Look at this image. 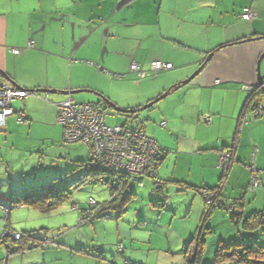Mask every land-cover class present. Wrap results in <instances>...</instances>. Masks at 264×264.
<instances>
[{"label": "crops", "instance_id": "crops-1", "mask_svg": "<svg viewBox=\"0 0 264 264\" xmlns=\"http://www.w3.org/2000/svg\"><path fill=\"white\" fill-rule=\"evenodd\" d=\"M244 7L256 10L258 18L251 23L241 20ZM29 42H33V48L27 47ZM13 50L19 53L14 54ZM263 53L264 0H0V84L8 82L16 89L29 92L54 91L13 102L14 111H23L26 121L18 124L15 116L9 117L0 129V146L19 150L29 140L40 139L50 143V151L60 145L56 104L68 96L75 100L74 96L82 94L63 95L62 92L87 90L83 93L98 94V103L106 106L102 100L111 102L112 99L104 96L101 80L123 82L129 89L128 95L146 81L145 103L167 92L164 100L161 99L163 102L149 108L153 113L149 117L153 115L156 124L165 130L136 124L160 149H165L159 165L169 150H176L171 153L172 159L165 161L166 172L173 166L168 172L170 175L164 174L163 167L158 169L157 185L153 182L157 190L170 186L185 197L191 194L201 212V225L205 224L209 234L212 231L206 222L210 221L213 210L226 209L230 215L231 211L236 212V219H230L235 231L221 240L256 241L264 246V228L243 227L246 217L264 209V110L259 117L250 118L251 93L243 90L245 86L257 87V62ZM153 61L170 63L173 68L153 74L149 69ZM132 63L140 65V76L130 71ZM202 65L196 78L188 85L178 86ZM259 73L264 80V58L259 64ZM140 106L130 101L125 111L137 110ZM205 115L211 116L209 123L202 120ZM169 135L179 137L176 143L168 139ZM224 149L231 150L234 162L228 173L223 172L219 178L218 155ZM44 157L52 159L55 169L66 171L63 175L59 173L63 177L86 160L85 156ZM197 157L201 159V169H211L209 181L203 175L196 180L191 177V161ZM10 158L0 156V179L10 173ZM250 163L260 180L254 193L249 189ZM44 173L29 188L23 178L20 182L24 189L19 193L36 188L33 186L48 178L47 185L53 184V175ZM19 174L23 177L24 173L21 170L14 176ZM217 179L219 185L214 186ZM206 188H217L215 197H219L224 208H213L204 221V214L210 209L205 206V196L214 193L207 192ZM15 194L13 191L7 198L0 194V204L10 209L4 220L0 219V237L8 228L19 233L33 232V236L41 239L33 227L27 226L32 220H39L42 212L29 206L10 207V197ZM210 198L213 202V195ZM230 198L234 199L229 205ZM234 202L240 205L232 209ZM202 230H197L193 238L199 239ZM44 238H48L46 233ZM50 240L49 244H55ZM1 250L0 264H47L43 253L50 252L34 248L11 254L4 248Z\"/></svg>", "mask_w": 264, "mask_h": 264}, {"label": "rangeland", "instance_id": "rangeland-1", "mask_svg": "<svg viewBox=\"0 0 264 264\" xmlns=\"http://www.w3.org/2000/svg\"><path fill=\"white\" fill-rule=\"evenodd\" d=\"M126 80L129 81L130 79L126 78ZM136 81H134L135 84ZM119 82L110 83L101 80L104 96H109L112 99L111 102L106 100L107 102H110L121 110H125L127 103L130 101L139 103L141 105L140 108L147 104L144 102L147 96L143 93L146 81H142V85L131 95H128L129 89L127 86L123 82ZM74 97H76L73 100L75 103L87 104L99 102L98 94L94 93H82ZM163 100L158 103L163 102ZM149 110L135 113L132 115L133 118L130 119L127 117V114L117 113L113 108L109 107L107 109L108 114L105 118V124L114 127L124 124L127 120H133L146 127L151 125L158 126L153 115L149 117L153 114ZM248 115L250 118L253 116L250 111ZM158 129L165 130L161 127ZM60 130V145L57 144L50 151H48L51 146L50 143L46 144L45 141H41L40 139L29 140L27 144H22L19 150L18 148L11 149L10 146H6L4 149L0 146V156H4L5 158L11 156L10 159L12 160L9 175H4L0 179V194L4 198L9 197L13 191L19 193L24 189L23 184L20 182L23 178L26 182V187L29 188V184H33L36 177L40 179L39 177L43 176L46 171L51 176L53 175L52 180L55 179L52 185L55 187L60 186V181L57 179L61 178L66 171L63 172L60 169H55L51 165L52 159L44 156H85L87 160L89 154L88 147L80 144H66L63 140L61 127ZM178 138L176 136L171 137L170 135L168 137L172 143H176ZM162 150L165 149L162 148ZM169 152L163 164L158 166V169L159 167H163L165 175H170L168 172L173 169L172 166L166 172L164 170L166 168L165 161L172 159L173 154L171 153H176V150L171 149ZM24 159L26 161L22 162ZM55 161L56 163L61 162V160ZM55 161L53 160V162ZM200 161V157L191 161L192 170L190 175L194 180L201 179L203 175L209 181L211 169H201ZM250 165L252 164L250 163L248 166ZM75 169L70 172V175L68 174L69 176L65 175L68 183H75L81 175H84L82 168ZM217 169L219 170L220 178L223 170L219 167ZM21 170L24 173L23 177L22 174L15 177L14 174L16 172L20 173ZM60 172H63L62 175L59 174ZM218 179L214 186L219 185ZM49 180L50 178L42 184H36L33 187H44L49 183ZM153 182L155 181L144 178L143 187L141 188L136 184H130L129 188L135 197L125 204L122 208L123 212H119L118 209H107L103 212V218H96L90 222H87V213H85L86 217L80 221L83 216V210L89 209L90 200H93L95 205L96 203L102 205L107 203L111 198L108 187L101 183L94 184L89 182L80 185L72 190V195L59 208L49 214H39L40 219L32 220L31 224L27 227H33L37 231L36 235L41 237V243L44 246L43 248H38V250L40 252L46 249L50 250L48 254L43 253L46 257L45 259H47V264H123L124 261H132L139 264H184L185 257L183 254L185 248L194 237L196 231L202 227L201 212H199L197 203L192 200L191 194L185 197V194L177 192L175 187L172 188L170 186H165L164 190L160 191V189L157 190V186ZM17 183H20L21 186L17 185ZM167 196L168 198H166ZM233 199H228L229 205ZM95 205L90 206L95 207ZM6 206L8 205L6 204ZM73 206L78 207L77 209L80 210H71ZM1 215L0 219L4 220V209H2ZM230 219L231 215L228 210H213V213L210 215V221L206 222V227L211 228L212 233L209 234L206 229H203L200 233L199 239L202 245L203 243L205 245H203L205 251L201 254L200 264L212 263L215 250L220 241L228 242L230 240V238L221 240L222 237H228L233 230L235 231V224L231 223ZM6 229L8 228L4 230ZM40 229H44L45 231ZM45 233L48 236L46 239L44 238ZM11 238L14 241L21 239L20 236L18 239H15L14 235H11ZM50 239H53L55 244H49ZM118 247H121L122 253L118 252ZM1 249L0 252L3 253ZM82 250L85 253H81L80 251Z\"/></svg>", "mask_w": 264, "mask_h": 264}, {"label": "built area", "instance_id": "built-area-1", "mask_svg": "<svg viewBox=\"0 0 264 264\" xmlns=\"http://www.w3.org/2000/svg\"><path fill=\"white\" fill-rule=\"evenodd\" d=\"M252 1V0H251ZM259 13L250 7L242 9L241 20L251 23L257 19ZM28 48H33V42L27 44ZM18 54L19 50H13ZM172 64L160 61L150 63L149 69L153 74L170 71ZM130 71L141 75L140 65L132 63ZM257 88V87H256ZM243 90L249 93L255 91V87L245 86ZM28 96H38L36 92L19 90L8 82L0 84V129H3L9 117L15 116L18 124L26 121V114L23 111L15 112L13 102L17 99H24ZM264 105L255 107L252 111L253 116L262 114ZM107 109L99 103L80 104L75 103L71 97H66L63 101L56 104V123L62 128L63 140L66 144H83L89 148V155L81 168L91 173H99L97 182L112 187L111 199L119 195V191L124 186L136 184L139 188L143 187V179L157 180L158 166L164 158L166 151L159 148L157 143L147 137L139 125L133 120H127L118 126H108L105 124ZM247 119V117H243ZM202 120L206 123L211 121V116L205 115ZM161 123V126H164ZM257 152V149H255ZM234 161L231 150L224 149L218 155V167L224 174H227ZM251 171L249 189L255 192L260 186L259 177L255 174L253 165L248 167ZM93 179H88V183ZM211 194L205 196L206 205H210ZM94 206L90 200L89 206ZM5 214L9 208L2 206ZM233 209V205H231ZM87 213V212H86ZM85 214H83L84 216ZM84 217H81L80 221ZM14 235L18 239L20 234L8 229L4 230L2 236ZM121 253V247H118ZM123 264H139L124 261ZM186 264V263H184Z\"/></svg>", "mask_w": 264, "mask_h": 264}, {"label": "trees", "instance_id": "trees-1", "mask_svg": "<svg viewBox=\"0 0 264 264\" xmlns=\"http://www.w3.org/2000/svg\"><path fill=\"white\" fill-rule=\"evenodd\" d=\"M102 101L106 104V106H104L105 109H108L110 106L106 103L107 101L105 99H103ZM248 103L249 106H252L250 107V111H253V109L257 106L264 104V91L258 86L257 88L255 87V92L250 94ZM99 104L101 105V103ZM132 115L133 114H127V117L131 119L133 118ZM259 116L260 115L256 117ZM85 161L82 162L81 165H78V168H81L82 164L85 163ZM97 176H99V173L97 172L91 173L90 171L84 170V175H81L75 183H68L64 175V177L62 176L58 179L60 181V186L58 187L49 184L44 187H36L27 192L12 195V197H10V207L12 206L13 208L18 206H29L39 210L42 213H49L50 211H53L59 205H61L65 200H67L72 195L73 189L80 185L88 183V179H93L91 183H98ZM223 177L221 178V181H223ZM155 184L157 185V182H155ZM107 187L111 195L112 187ZM206 191L212 193L214 192L213 194H211L213 195L214 200L213 202L211 201V204L208 206L205 204V206L210 207V209L205 212L203 217L204 221L213 208L223 207L220 199H218L219 197H215L216 191L218 192L217 188H206ZM133 197H135L134 193L130 191L129 185H126L123 187L122 190L119 191V195L115 199L110 198L107 203H104L102 205L96 203L95 207L89 206V209L83 210V214L87 212V222H90L96 218H103V212L107 209H118L119 212H123L122 208ZM236 203L234 202V208L240 205ZM236 216L237 213L231 211V217L233 220L236 219ZM82 217L85 218L86 215ZM204 226L205 224H202L201 228L204 229ZM243 227L245 229L251 230L264 228V209L261 211L254 212L248 217H246V219L244 220ZM19 234L21 237L19 241H14L10 235L0 237V248L2 247L6 249L8 253L11 254H22L34 248H43V243H41V239L33 236V232H20ZM201 245L202 243L200 239H191L190 245L185 248L183 254V256L185 257L184 263L200 264V257L202 254V247L204 243L202 246ZM225 262L230 264H264V246L260 245L256 241L241 240L238 242H220L215 250L214 259L210 264H222Z\"/></svg>", "mask_w": 264, "mask_h": 264}, {"label": "water", "instance_id": "water-1", "mask_svg": "<svg viewBox=\"0 0 264 264\" xmlns=\"http://www.w3.org/2000/svg\"><path fill=\"white\" fill-rule=\"evenodd\" d=\"M263 58H264V53L260 56V58H259V60L257 62V67H258V69H257V82H258V85H256V86L260 87L264 91V80H262V78L260 77V73H259V64H260V62H261V60ZM203 65L200 66L188 79H186L185 81L181 82L178 86L188 85L194 78H196L198 76V74L203 69ZM33 92L45 93V94H53L54 93V91H51V90H36V91H33ZM83 92H87V90H83V91H65V92H62V94L63 95H73V94H78V93H83ZM166 94H167V92L164 93L162 96H159L155 100L149 102L145 106H143V107H141V108H139L137 110H132V111L121 110V109L115 107L110 102H106V101L105 102L110 106V108H113L117 113H121V114H135V113H138V112H141V111H144V110H147V109L151 108L154 104H156L161 99H163L166 96Z\"/></svg>", "mask_w": 264, "mask_h": 264}, {"label": "flooded vegetation", "instance_id": "flooded-vegetation-1", "mask_svg": "<svg viewBox=\"0 0 264 264\" xmlns=\"http://www.w3.org/2000/svg\"><path fill=\"white\" fill-rule=\"evenodd\" d=\"M254 92H255V91H253L252 93H254ZM252 93H251V94H252ZM249 107H252V106L250 105Z\"/></svg>", "mask_w": 264, "mask_h": 264}]
</instances>
